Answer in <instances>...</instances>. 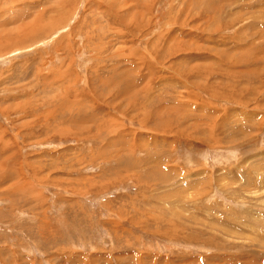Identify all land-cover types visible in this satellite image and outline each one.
Instances as JSON below:
<instances>
[{"label": "rangeland", "instance_id": "374dc122", "mask_svg": "<svg viewBox=\"0 0 264 264\" xmlns=\"http://www.w3.org/2000/svg\"><path fill=\"white\" fill-rule=\"evenodd\" d=\"M263 258L264 0H0V264Z\"/></svg>", "mask_w": 264, "mask_h": 264}, {"label": "bare ground", "instance_id": "6f19581e", "mask_svg": "<svg viewBox=\"0 0 264 264\" xmlns=\"http://www.w3.org/2000/svg\"><path fill=\"white\" fill-rule=\"evenodd\" d=\"M210 72V71H209ZM217 73V72H216ZM212 88V87H211ZM208 91H210L209 89H207ZM251 253V252H250ZM253 254V253H252ZM254 255H256V254H254ZM261 255V254H260ZM257 256V255H256ZM259 256V255H258ZM255 258V257H254ZM260 258V257H259ZM262 258V257H261ZM264 259V258H263ZM251 260V259H250ZM255 260H256V258H255ZM255 260H253L252 262H251V264H253L254 262H256ZM258 261H262V263H263V260H258ZM258 261L256 262L257 264H258ZM249 263V262H248ZM259 264H261V262L259 263Z\"/></svg>", "mask_w": 264, "mask_h": 264}]
</instances>
